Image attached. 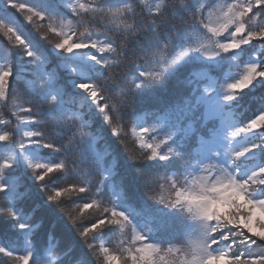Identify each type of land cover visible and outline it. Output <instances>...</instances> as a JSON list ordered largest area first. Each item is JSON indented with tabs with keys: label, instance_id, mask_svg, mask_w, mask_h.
Returning <instances> with one entry per match:
<instances>
[{
	"label": "trees",
	"instance_id": "trees-1",
	"mask_svg": "<svg viewBox=\"0 0 264 264\" xmlns=\"http://www.w3.org/2000/svg\"><path fill=\"white\" fill-rule=\"evenodd\" d=\"M17 2L42 13L43 19L30 22L27 11L0 0V21L25 41L18 43L0 30V72H11L6 96L0 97V135L9 134L0 140V184L5 186L0 191V264H20L25 255L31 257L30 264H106L104 249L127 256L126 249L136 243L135 232L159 246L162 264H170L189 247L183 237L190 231L193 214L186 206L167 201L171 183H191L188 174L202 157L198 145L224 136L228 113H234L242 126L264 113V76L237 90L233 99H225L233 94L228 85L249 65L264 71V40L253 39L228 51L218 48L231 34L215 37L205 23L209 12L232 0ZM241 2L253 8L250 30L264 28V5ZM79 3L105 13L82 16ZM126 6L131 11L119 17L107 12ZM69 21L79 35L77 42L112 43L116 51L58 48L49 23L67 31ZM82 83L96 84L105 99L94 100ZM107 102L113 106L102 110ZM133 129L149 130L145 141L158 146V156L140 145ZM28 132L39 133L38 139L46 143H37V137L25 135ZM241 136L251 147L256 145L253 156L234 159L233 151L227 167L251 158L264 166V128ZM4 161L10 165L5 167ZM36 164L64 167L41 180L38 176L45 169ZM72 183L87 190L50 199L54 190ZM257 188L264 199V186ZM92 201L99 204L97 209L77 211ZM107 209L125 213L129 225L108 223L85 234L87 227L109 215ZM167 216L174 217V234L160 227L159 221ZM155 219H160L158 225ZM198 224L197 239L207 231L203 220ZM229 231L236 232L223 229L210 252L264 256V241L235 234L224 240ZM176 234L177 240L170 237ZM177 243L184 251L168 254L169 247L178 249Z\"/></svg>",
	"mask_w": 264,
	"mask_h": 264
},
{
	"label": "snow or ice",
	"instance_id": "snow-or-ice-1",
	"mask_svg": "<svg viewBox=\"0 0 264 264\" xmlns=\"http://www.w3.org/2000/svg\"><path fill=\"white\" fill-rule=\"evenodd\" d=\"M9 3L21 11H27V19L30 22L43 19L42 13L35 12L26 4L18 3L17 0H9ZM255 3L259 7L264 5V0H255ZM125 10L131 11L130 7L126 6L116 8L115 10L108 8L107 12L115 17H119ZM77 11L82 16L88 13H96L97 16H103L105 13V9H97L84 3H79ZM156 12H160V6L156 8ZM252 12L253 8L250 4L243 3L241 0H232L231 3L219 5L208 13V22L205 23V27L213 36L220 37L223 33L231 34L230 39L218 43V48L228 51L237 49L241 45L251 42L253 39L264 40V28L255 31L250 30L248 21L250 19L249 14ZM71 23L69 21L67 31L61 24L49 23L50 32L57 37L53 42L56 43L58 48L71 51L74 48L91 46L99 47L101 52L106 50L116 51L112 43L100 45L95 40L89 42L79 40L77 42L79 35L76 31L72 30ZM0 30H3L18 43L22 44L25 42L24 38L16 32L15 28L9 27L3 21H0ZM153 75H159V73H154ZM10 76L11 72L8 70L0 72V97L6 96ZM260 76H264V71H261L256 64L249 65L247 72L240 79L228 85V88L233 94L226 96L225 99H233L237 90H243L254 79ZM80 87L88 90L92 98L97 102L105 99L101 89L96 84L82 83ZM54 99L55 97H53ZM110 105L113 106L109 102L105 103L102 110H107ZM256 128H264V113L252 119L246 126L238 128L233 135L247 133ZM116 131L119 133V130L116 129ZM148 131V129H140L139 131L133 129V133L139 137L140 145L144 148L151 149L152 157H156L159 155L158 146L156 144L146 143L145 141V134ZM25 135L30 138L37 137V143H46V141L38 139L39 133L28 132ZM8 137L9 134L4 133L0 135V140H6ZM252 147L255 148L256 145ZM250 150V148H244L242 151H235L232 153L233 158L239 159ZM9 165V161H4L5 167ZM34 167L45 169L38 176V179L44 180L46 176L57 169L63 168L64 165L36 164ZM255 186H264V167L259 168L246 179H238L236 175L227 169H223L217 174L216 166L209 164L205 166V171L193 178L190 185L186 187L179 186L175 181H172V193L167 201H171L175 205L186 206L193 213L194 217L205 222L207 231L199 239L191 241L186 251L169 247L167 249L168 254L176 251H184L181 257L174 258L170 264H264V256L245 257L242 255H233L230 251H223L216 254L210 252V249L220 242V236L218 234L225 228L235 229L236 232L232 233L229 231L223 236L224 240L230 239L235 234L237 236H243L253 242L264 241V199L253 198L251 192ZM4 187L3 184H0V191H3ZM86 190L85 187H77L75 183H72L54 190L50 195V199L61 200L74 193ZM98 207L99 204L96 201H92L91 203L84 204L82 207H78L77 211L84 213L90 209H97ZM105 211L109 215L87 227L85 234L108 223L118 224L121 227L129 225V218L125 213L115 209H107ZM70 215L72 214L70 213ZM73 218L77 219L75 216ZM134 241L136 243L126 249L127 256L122 253L109 254V250L105 248L106 264H162L164 257L160 255L162 249L159 246L148 243L146 238L138 232H135ZM30 259L31 257L29 255L20 257V264H30Z\"/></svg>",
	"mask_w": 264,
	"mask_h": 264
},
{
	"label": "rangeland",
	"instance_id": "rangeland-1",
	"mask_svg": "<svg viewBox=\"0 0 264 264\" xmlns=\"http://www.w3.org/2000/svg\"><path fill=\"white\" fill-rule=\"evenodd\" d=\"M226 127H227V132H228V139L232 138V140L229 141L230 145L235 146V148H237L238 151H242L244 148H250L251 149V146H250L249 142L246 140V138H241L240 136H238V135H240V133H237L236 135H233V133L236 132V130L238 128L242 127L241 124L237 121L236 118H233L232 116H228L226 118ZM209 146H210V149H208L209 151L206 153V155L211 157L213 149H215L216 151L219 152V150L222 148L223 145H221L220 143H217V142L214 141V142H210ZM250 151H248L246 154H250L249 153ZM259 168H261V166H259V164L257 162H253V163H250V164H246L245 167H241V169H242L241 171L243 173H247V174L251 175L253 172L257 171ZM217 170L218 169L216 168V172H217ZM259 195H260L259 191H255L252 194L253 198H257V199H259ZM193 219H195V222H196L198 218L194 217V215H193L192 220ZM159 222H160V227L161 228L168 227V232L170 234H174V230L173 229H175V227H176L175 222H174V217L167 216V217L162 218V220H160ZM189 225L192 228H195V230L193 229V232H192L191 235L190 234H186L183 237L184 240L187 239L185 241L188 244L191 241H193V240H197V237L195 235L198 232V231H196V228H197L196 226L198 225L197 223H194V222L191 221V222H189ZM203 235H204V232H203V234L201 236H203ZM174 239L177 240L178 237H175ZM174 244H176V242L173 243V247H174ZM177 248L178 249L182 248V245L178 244Z\"/></svg>",
	"mask_w": 264,
	"mask_h": 264
},
{
	"label": "clouds",
	"instance_id": "clouds-1",
	"mask_svg": "<svg viewBox=\"0 0 264 264\" xmlns=\"http://www.w3.org/2000/svg\"><path fill=\"white\" fill-rule=\"evenodd\" d=\"M217 174H219V173H217Z\"/></svg>",
	"mask_w": 264,
	"mask_h": 264
}]
</instances>
